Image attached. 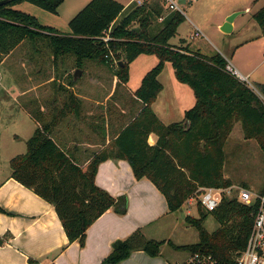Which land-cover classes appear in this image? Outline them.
<instances>
[{"label": "trees", "instance_id": "1", "mask_svg": "<svg viewBox=\"0 0 264 264\" xmlns=\"http://www.w3.org/2000/svg\"><path fill=\"white\" fill-rule=\"evenodd\" d=\"M65 1L12 0L0 6V65L24 41L43 38L50 40L55 60L73 55L80 69L90 60L113 64L112 58L117 55L115 77L119 85L125 86L129 82V66L139 56L156 55L159 59L134 93L141 104L138 115L120 130L110 149L93 154L87 167L52 138L63 114L72 110L79 115L75 103L80 105V101L73 92L60 110L61 116L52 122L45 121L40 109L28 111L38 127L27 141V151L10 160L11 178L54 205L70 243L79 241L83 246L88 229L108 210L113 208L120 215L127 213V197L115 198L96 184L100 164L109 159L127 161L135 178L149 179L164 195L169 212L179 214L200 188L227 190L233 186L224 175L225 146L237 122L241 123L245 138L256 140L264 153L261 99L226 70L227 61L222 54L206 56L194 52L185 39L180 40L179 46L171 44L184 20L182 14L165 15L160 0H153L123 16L127 9L117 0H91L69 22L70 34L64 35L41 25L36 17L14 9L19 3L28 2L58 14ZM258 1L254 0V4ZM157 20L161 28L154 32ZM253 20L264 36V7L253 15ZM136 22L138 27L134 26ZM108 31L113 40L106 43L103 37ZM122 53L125 59H121ZM166 62L172 63L178 81L194 92L196 103L185 115V120L191 121L189 130L183 123L165 125L153 110L164 89L159 77ZM258 88L264 95V85ZM153 134L158 137L154 145L149 142ZM256 211L257 204L248 206L227 196L212 212L198 204L199 218L187 216L185 221L198 231L199 242L185 246L171 241L167 244L176 251L211 254L218 264H236L235 259L246 248ZM0 213H4L2 208ZM209 215L220 225L213 233L204 226ZM11 238L10 234L0 237V245ZM165 243L148 239L142 229H137L129 237L116 240L102 264H120L136 251L158 257Z\"/></svg>", "mask_w": 264, "mask_h": 264}, {"label": "rangeland", "instance_id": "2", "mask_svg": "<svg viewBox=\"0 0 264 264\" xmlns=\"http://www.w3.org/2000/svg\"><path fill=\"white\" fill-rule=\"evenodd\" d=\"M90 1L66 0L60 6L58 14H52L28 2H21L14 8L36 17L44 26L69 35L71 32L69 22ZM117 1L126 6L127 10L123 16L135 8L134 4L129 6L132 0ZM262 4L264 0H259L255 4L254 0H195L189 2L182 6L184 20L179 26L177 35L170 42L179 46L181 45L180 40L185 39L189 45L186 46L190 50L206 56L217 53L225 54L229 61L237 66L236 57L233 56L237 44L261 31L260 26L252 20V14ZM247 9H252L253 12L243 14ZM235 14H237L235 29L231 33L223 32L221 27L226 19ZM138 25L137 22L134 23V26L138 27ZM153 25L154 32L161 28L159 20ZM196 29L200 30L201 35L192 39L191 35H195ZM120 57L125 59V54H120ZM114 60L115 63L108 65L99 61H85L83 68L80 69L77 58L73 55L60 56L55 60L50 40L43 38L34 41L26 40L16 50L5 56L0 65V175L9 170L11 159L27 151V141L38 127L28 115H23L22 112H34L43 107L46 109L49 106L48 103L54 102L58 107V110L53 112L55 116L67 101L70 92L93 100L89 104H93L92 111L98 118L99 124H102L98 132L102 136H109L107 148H111L112 141L129 121V106L135 100L132 92L140 87L145 75L159 63L156 55L139 56L130 64L129 82L123 86L118 84L115 77V71L118 70L117 61H119L117 55ZM79 69L83 71V75L74 82L75 72ZM159 80L164 89L152 106L155 114L166 125L182 122L185 120L186 112L196 103L192 88L178 81L171 62L165 63ZM250 81L258 88L253 79ZM140 105L139 103V107ZM101 117L104 118L102 121H100ZM46 121L51 122L53 119L47 118ZM73 121L74 115L69 113L64 123L58 125L53 132L52 138L63 149H65V144H68L65 141L68 140L61 139V136L71 131V126H69L70 129L66 128L65 123L72 125ZM81 136L83 139H86L85 137L92 139L89 142L94 145L81 146L79 163L87 167L93 154L103 150L101 147L103 143L96 136H90L89 131L85 129ZM69 145H71L70 142ZM225 153L224 175L233 183V186L224 192L225 196L236 198L238 189L241 188H247L256 193L261 192L264 188V153L256 140L244 138L240 122L235 124L226 142ZM184 207L186 217L199 218L196 202L190 205L188 199ZM174 218L172 226L165 231L164 235L169 234L170 236L167 238L179 245L199 242L198 231L187 224L181 214L175 213ZM204 226L210 233L220 227L212 215L208 216ZM183 252L185 254L182 253L178 258L179 262L187 259L190 254ZM173 261L175 262L174 259Z\"/></svg>", "mask_w": 264, "mask_h": 264}, {"label": "crops", "instance_id": "3", "mask_svg": "<svg viewBox=\"0 0 264 264\" xmlns=\"http://www.w3.org/2000/svg\"><path fill=\"white\" fill-rule=\"evenodd\" d=\"M263 7L264 4L260 5L252 15ZM251 12H253L252 9H247L243 14ZM236 19L232 23L233 30ZM235 49V53L233 51L234 54H232L236 57L238 66L236 67L253 79L258 87L264 85V36L261 31L237 44ZM242 59L244 61H241ZM136 91L132 92V95ZM75 95L82 100L80 105L75 103L76 108L79 106V115L70 110L66 112V115L61 116L59 111L54 116V109L58 110L54 102L48 103L47 110L43 106L40 110L45 116V121L47 118L54 120L60 115L61 120L58 125L64 123L69 113L74 115L72 125L65 123L66 128L70 129L69 126H71V131L68 134H62L61 139L68 140L65 141L68 144L63 147L73 153L79 161L81 146L85 144L88 147L94 146L89 142L92 139L89 137L83 139L81 136L84 129L89 131L90 136H96L102 140V149L109 146L107 144L109 136H102L98 132L99 121L92 111L93 104H89L93 100L78 94ZM134 102L130 103L127 123L134 119L141 109V105L139 107V103L135 100ZM63 107L64 105L60 110ZM22 114L30 117L28 111L27 113L22 112ZM100 119L102 121L104 118ZM184 121L180 123H184ZM34 123L36 122L34 121ZM59 134L61 135L60 131ZM157 140L158 137L153 134L150 136L149 142L154 145ZM96 184L115 198L127 197L128 209L125 215H120L113 208L108 210L88 229L85 244L81 246L79 241L70 243L54 205L11 178L9 166V170L0 175V208L4 210V213H0V237L10 234L12 238L5 245H0V264H102L111 253L113 243L116 240L129 237L137 229H142L148 239L166 241V244L162 246L161 254L158 257H150L143 251H136L121 264H177L179 262L178 258L182 253H185L176 251L169 246L167 242L173 241L167 238L170 237L169 234L164 235L167 228L172 226L175 213L169 212L164 195L149 179L137 180L127 161L109 159L100 164ZM186 254L189 253L186 252Z\"/></svg>", "mask_w": 264, "mask_h": 264}, {"label": "built area", "instance_id": "4", "mask_svg": "<svg viewBox=\"0 0 264 264\" xmlns=\"http://www.w3.org/2000/svg\"><path fill=\"white\" fill-rule=\"evenodd\" d=\"M194 1L195 0H186L185 4ZM147 2L149 3L150 0H132L129 6L134 4L135 7H141ZM160 2L168 14L180 13L184 15L182 6L185 4H182L181 0H160ZM196 31L197 32L195 35H191L192 39L201 35L199 29H196ZM112 40L113 38L110 35V31H108L103 37V41L108 43ZM110 55L112 56L111 52ZM224 58L227 61L226 70L238 81L245 84L252 92H254L261 99L264 105V95L259 91V88H256L252 84L250 77L245 76L235 65L229 61L226 56H224ZM112 59L113 63H115L114 57ZM227 190L210 187L200 188V190L189 199V204L192 205L193 202H196L197 205H202L206 211L212 212L218 208L226 194L224 192H227ZM235 199L248 206L257 204V211L246 248L237 256L235 263L264 264V188L259 193L253 192L247 188L238 189V197ZM177 264H218V262L211 254L196 252L190 253L187 259Z\"/></svg>", "mask_w": 264, "mask_h": 264}, {"label": "water", "instance_id": "5", "mask_svg": "<svg viewBox=\"0 0 264 264\" xmlns=\"http://www.w3.org/2000/svg\"><path fill=\"white\" fill-rule=\"evenodd\" d=\"M12 0H0V6H5V5H8ZM181 3L182 4H185L186 3V0H181ZM237 14L233 15V16H230L227 18L226 22L224 23V25L221 27L222 31L225 32V33H231L233 31V21L235 20ZM136 31H139V28L136 29ZM83 75V71L82 70H77L75 72V75H74V82L78 81V79L80 77H82ZM183 127L186 128V130H189L190 127H191V121L190 120H185L184 123L182 124ZM179 214H181L182 218L185 219L186 218V211H185V207L182 206L179 210Z\"/></svg>", "mask_w": 264, "mask_h": 264}]
</instances>
